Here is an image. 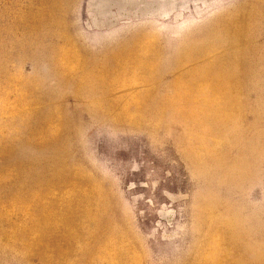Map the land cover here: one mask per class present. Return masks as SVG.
Instances as JSON below:
<instances>
[{"label":"rangeland","instance_id":"rangeland-1","mask_svg":"<svg viewBox=\"0 0 264 264\" xmlns=\"http://www.w3.org/2000/svg\"><path fill=\"white\" fill-rule=\"evenodd\" d=\"M112 258L264 264V0H0V264Z\"/></svg>","mask_w":264,"mask_h":264},{"label":"bare ground","instance_id":"bare-ground-1","mask_svg":"<svg viewBox=\"0 0 264 264\" xmlns=\"http://www.w3.org/2000/svg\"><path fill=\"white\" fill-rule=\"evenodd\" d=\"M154 54H155V47L153 46V44L151 42H148V43L138 42L136 45H134V48L132 47L130 49V51H126L125 53H120V54L114 55L113 56V66L114 67H112L113 69L109 73L110 78L112 77V80H113L110 83V93H111V89L115 92L116 88L114 89V87H116L117 83L121 82V79H124L125 80L124 86H120V87L125 91V94H128L130 84H132L133 79H137L136 77L132 79V76H131L132 81L127 79L128 78L127 76H129V74H126V71H124L123 64H127L129 61L135 63L137 60V62H140L139 65H141V66L136 67V69H138V70L140 69L142 71L144 69V67L145 68L148 67L149 62H151V63L153 62V60L151 61L150 58ZM76 64L78 65L79 62H77ZM181 71H183V69ZM137 97H139V94L137 95ZM118 98H119V100H118ZM120 98L121 97H119V96L114 97V104H112L113 107L116 105V107L113 110L114 113L117 116L123 117L125 119L132 118L128 115L129 114V109H128L129 105H128L126 98L122 97V99H124L123 102H121L122 100ZM107 235H109V232H107L105 234V236H107ZM102 241H104V239H102ZM116 242H118V241H116ZM101 244H102V246H104L101 248L102 249L101 251H103L101 253V256H104V257L106 255H108V250L110 251V249L115 250V255H119V254L121 255L120 249L125 250L123 243H119L118 246H116L113 243L109 242L107 244L106 241H104ZM104 262H106V261H104ZM119 263H121V260H118V263H116V260H114L113 258L110 259V261H109V264H119Z\"/></svg>","mask_w":264,"mask_h":264}]
</instances>
